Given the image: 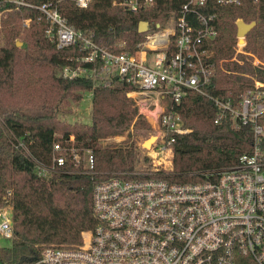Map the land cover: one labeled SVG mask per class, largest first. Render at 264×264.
<instances>
[{
	"label": "built area",
	"instance_id": "2783aa9c",
	"mask_svg": "<svg viewBox=\"0 0 264 264\" xmlns=\"http://www.w3.org/2000/svg\"><path fill=\"white\" fill-rule=\"evenodd\" d=\"M72 1L84 8L90 0ZM158 1L111 0V4L136 12L152 9ZM166 1L174 9L160 21L148 23L143 39L129 52L123 50V41L107 47L94 43L90 34L68 26L50 2L32 5L24 0H0V16L22 6L33 7L39 13L36 20L44 19V36L54 48L78 42L84 55L77 60L99 63L98 68L66 64L57 69L58 75L67 79L92 76L103 87L117 77L132 86L126 97L142 107L146 103L154 107L151 116L158 128L146 152L158 156L156 165L152 164L156 159L147 156L149 168L110 172L95 182L93 226L80 233L77 244L44 245L31 264H264V80L252 79L235 100L206 90L215 72L207 43L216 35L215 13L210 9L237 5L240 0ZM29 20L22 19V27ZM243 44L236 38L235 51L241 52ZM252 57L251 65L264 73V61ZM188 92L213 101V123L228 119L233 129L248 126L251 148L234 164L209 170L201 181H170L158 174L169 172L165 164L171 165L172 143L188 131L174 108ZM64 141L73 138L70 135ZM14 147L33 163L38 177L65 164L76 168L81 160L83 169L93 168L90 150L82 157L71 144L54 141L48 165L33 158L21 141L16 139ZM0 236L12 237L8 204L0 206Z\"/></svg>",
	"mask_w": 264,
	"mask_h": 264
},
{
	"label": "trees",
	"instance_id": "16d2710c",
	"mask_svg": "<svg viewBox=\"0 0 264 264\" xmlns=\"http://www.w3.org/2000/svg\"><path fill=\"white\" fill-rule=\"evenodd\" d=\"M24 1L32 5L50 2L68 26L90 34L94 43L107 47L123 41V50L129 52L143 39V33L136 31L139 21L153 24L175 7L159 0L152 9L130 12L112 5L111 0H90L84 8L76 7L72 0ZM210 11L215 13L216 35L207 43L216 69L206 90L210 95L235 100L252 79L264 80L262 70L250 63L228 61L236 42V20L253 22L244 35V51L264 55V0L213 5ZM38 15L35 8L22 6L0 16V206H10L12 230L9 245L0 246L1 264H31L38 260L44 245L79 243L80 233L94 224V183L110 172L136 167L133 145L100 146L98 140L120 134L130 125L147 128L125 96L131 85L117 77L103 87L92 76L67 79L57 75L56 70L66 64L98 68L99 63L77 60L84 55L78 42L54 48L44 36V19L36 20ZM25 18L30 19L29 24L22 27ZM17 38L22 46L16 45ZM83 92L90 93L89 123L59 119L57 105L68 97L79 101ZM174 108L188 131L172 143L171 170L159 172L161 177L176 182L201 181L209 170L228 167L250 150V128L233 129L228 119L213 123L215 106L207 96L188 92ZM70 135L73 141L65 142ZM16 139L45 165L50 163L54 141L73 145L80 155L90 150L93 168L83 169L81 160L76 168L65 164L38 177L33 163L14 147ZM261 145L264 148V139Z\"/></svg>",
	"mask_w": 264,
	"mask_h": 264
},
{
	"label": "rangeland",
	"instance_id": "374dc122",
	"mask_svg": "<svg viewBox=\"0 0 264 264\" xmlns=\"http://www.w3.org/2000/svg\"><path fill=\"white\" fill-rule=\"evenodd\" d=\"M16 41L20 42L17 46H22V42L19 38H17ZM1 43H2V39L0 35V44ZM243 43L245 44L244 38H243ZM235 49H236V45L234 44L233 53L228 59L229 62H236L239 65H241L243 62L250 63L252 60H254L252 56H255L256 59H258L259 61H264V55L259 57L250 52H246L244 51L243 46H242L241 52H236ZM244 52L249 53L252 56H250L249 54H245ZM239 55H241V57H239ZM233 56L235 57L236 60H238V62L234 59H231V57ZM220 62H221L220 60L217 62L218 67H220ZM215 69L216 67H214V70ZM129 99L132 101L133 105L136 107L137 113L140 115V117L143 120H145V123L147 124V128L138 127L135 129L130 125L125 131H123L120 134L100 138L98 140V144L100 146H113V147H125L128 144H131L135 148V152H136V157H135L136 166L141 167L144 165L145 168H149L150 167L149 163L151 164V162L150 161L148 162L146 160L147 156L156 159L154 160V162H152V164H155V161L159 160L158 156H153L155 153H146L151 148L152 143L156 140L158 136V128L154 122L153 116H151V112L153 111L154 107L152 105H149L148 103L145 104V107H142L140 104L136 103L131 98ZM56 112H57V117L65 122L89 123L90 121V93L83 92L82 97L79 101H73L69 97L64 99L57 105ZM150 136H153V140L149 142L150 144L149 148L147 147L148 149H145L142 147V142ZM83 156L84 154H82V157ZM165 167L168 169L167 171L171 170V165L169 163H166ZM9 243H10V239L3 238L2 236H0V246H8Z\"/></svg>",
	"mask_w": 264,
	"mask_h": 264
},
{
	"label": "water",
	"instance_id": "95a60500",
	"mask_svg": "<svg viewBox=\"0 0 264 264\" xmlns=\"http://www.w3.org/2000/svg\"><path fill=\"white\" fill-rule=\"evenodd\" d=\"M253 26V22L244 23L241 20L236 21V38L237 41L242 43L245 33ZM148 28V22L147 21H139L137 23L136 31L138 33H143ZM20 42L16 41V45H18ZM153 140V136L148 137L146 140L142 142V147L145 149L149 148V142ZM148 147V148H147Z\"/></svg>",
	"mask_w": 264,
	"mask_h": 264
},
{
	"label": "crops",
	"instance_id": "0c3cea01",
	"mask_svg": "<svg viewBox=\"0 0 264 264\" xmlns=\"http://www.w3.org/2000/svg\"><path fill=\"white\" fill-rule=\"evenodd\" d=\"M1 264V263H0Z\"/></svg>",
	"mask_w": 264,
	"mask_h": 264
}]
</instances>
